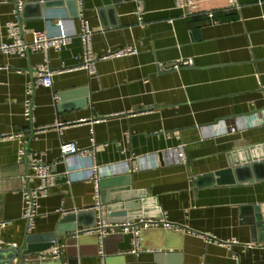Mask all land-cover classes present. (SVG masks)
<instances>
[{"label": "crops", "instance_id": "crops-1", "mask_svg": "<svg viewBox=\"0 0 264 264\" xmlns=\"http://www.w3.org/2000/svg\"><path fill=\"white\" fill-rule=\"evenodd\" d=\"M195 1L184 16L173 0H0V44L10 40L9 22L30 40L35 30L57 32V18L78 33L84 17L95 56L126 45L138 51L99 60L94 75L78 68L77 35L46 55L0 52L1 249L25 247L22 198L38 185L35 155L56 176L30 233L38 244L59 225H75L60 222L65 214L85 211L77 219L83 226L98 218L95 183L81 178L90 170L92 135L107 220L140 222L163 212L179 229L145 228L138 254L128 251L129 235L112 233L103 261L94 233L75 243L67 231L58 236L63 264H264V0ZM186 59L192 65L180 63ZM45 61L52 86L29 91ZM73 141L83 158L62 157L60 143ZM180 142L186 163L176 157ZM232 237L237 243H226Z\"/></svg>", "mask_w": 264, "mask_h": 264}, {"label": "built area", "instance_id": "built-area-1", "mask_svg": "<svg viewBox=\"0 0 264 264\" xmlns=\"http://www.w3.org/2000/svg\"><path fill=\"white\" fill-rule=\"evenodd\" d=\"M80 1V0H79ZM229 4L231 6L237 7L236 0H229ZM174 7L178 9L184 10V16L191 15L194 10L197 9V3L195 0H173ZM17 13V11H15ZM211 16V13H209ZM140 18V17H139ZM70 22L69 19L65 18H57L55 19V25L58 28L57 32L50 33L47 30H35L32 33V37L30 40H27L21 29L16 22L8 23V32H9V41H2L0 44V52L4 54L10 55H20L25 56L30 51L41 50L45 55L49 49L61 50L63 47L67 46L71 39L77 35L82 44V53L80 56V65L78 68L84 69L87 71L89 75L96 74V64L99 60H105L106 58H121L126 55H134L137 54V49L133 45L122 46V48L110 49L105 52V54L101 56H95L92 52V44H91V36L92 29L88 26V21L84 17H80V31L77 33L73 30H70L66 27L67 23ZM182 65H192L191 59L181 60ZM178 64L172 66V68H178ZM54 73L50 70L48 64L42 62L38 64L35 68V74L32 78V82L30 84L31 91L34 85H43L46 87H51L53 80L52 76ZM56 98V96L54 95ZM32 108V102L30 98H27L24 102V115L30 118V112ZM59 124V123H58ZM230 131H235L236 127H229ZM91 145L87 149L88 153L86 155L87 158V166L90 168L89 173H83L81 178L92 179L93 183H95V200L96 203L92 207L97 211V219L95 224L92 227L84 228L82 231L76 230L73 232L75 235L77 233H95L97 235V252L100 255L101 260L105 256V252H103L104 240L112 233H121V234H130V247L128 251L138 254L141 250V238H142V230L148 227H163L166 229L174 228L179 229L178 226L174 225V223L170 222L166 215L162 212L159 214L158 218H147L145 220H141L140 222H136L131 219H127L124 222H109L107 218L103 214V206L100 200V187H99V167L95 164L94 160V148H93V136L90 137ZM59 149L62 157H73L76 156L78 158H83L82 153H80V148L77 147L75 142H61L59 145ZM23 156V150H21L19 159ZM176 157L182 163H186V153L185 146L183 142L177 144L176 149ZM30 166L34 170V176L38 180V185L35 188H26L23 192V208L21 213V219L25 220L26 223V235L32 232L35 224V216L37 214V209L39 207V200L42 197L48 195L49 190L55 184V173L52 171L49 164L42 161L40 155H35L31 162ZM76 178H80V176L75 175ZM73 177L68 179L69 183ZM6 223H0V230L4 227ZM209 237V236H208ZM211 237V236H210ZM209 237V238H210ZM213 238V237H211ZM53 245L51 246V252H46L50 254L52 257H57L61 254V249L63 247V242H61L58 238L52 241ZM229 244L237 243L235 237H232L228 242ZM251 245L247 244V246ZM9 247L16 248V243L9 244ZM1 249V246H0ZM237 259V257H236Z\"/></svg>", "mask_w": 264, "mask_h": 264}, {"label": "water", "instance_id": "water-1", "mask_svg": "<svg viewBox=\"0 0 264 264\" xmlns=\"http://www.w3.org/2000/svg\"><path fill=\"white\" fill-rule=\"evenodd\" d=\"M99 183V187L101 188V180L99 179L98 181ZM101 200V199H100ZM102 201V200H101ZM91 212H93V214H95L94 209L90 210ZM85 211H79L74 213H68L63 215L60 220L61 223L67 221V220H73L75 221V225H72L69 229L64 230L63 228L60 227V225L58 226V228L54 231L51 232L49 234H47L46 238H47V242L44 244L39 245L38 244V237L34 234H28L26 235V244L25 247H16V248H12V247H8L7 250L6 249H0V254H7V258L5 259V264H63V260H62V254H59V256L57 257H52L50 256V254L48 253H42V250L45 249H49L53 243L52 241L56 240L58 238V236L60 235H64L67 231H71V232H76V230L82 231L85 227H91L93 226V224H95L96 222V218L93 220V223L87 226H83L80 224V221L77 222V219L79 220V216H81L82 214H84ZM144 230H142V232H144ZM142 234V238H143V233ZM79 234L81 233H77L76 235L74 233H72V240L75 243L77 241L80 240V236ZM94 235L96 236V246H97V235L94 233ZM129 235V240L131 239V235ZM141 238V241H142ZM107 240V238H105L104 242ZM70 243V240L65 241V245H68ZM130 247V244L128 246V248ZM1 256V255H0ZM75 260H68V264H73Z\"/></svg>", "mask_w": 264, "mask_h": 264}]
</instances>
